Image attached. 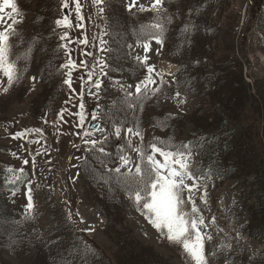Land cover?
I'll return each instance as SVG.
<instances>
[{
  "label": "rangeland",
  "instance_id": "1",
  "mask_svg": "<svg viewBox=\"0 0 264 264\" xmlns=\"http://www.w3.org/2000/svg\"><path fill=\"white\" fill-rule=\"evenodd\" d=\"M39 1H43L44 4L47 0H16L20 10L17 14H13L10 8L5 9V27L11 24V20L8 19L10 15L12 19H22V23L17 24L19 28L16 27L21 34L13 36L10 41L13 45L11 51L13 59L19 51L21 52L17 44H21L22 36H27L30 30L27 25L28 18L33 15ZM106 1L102 5L104 12L100 14L98 6L93 3V0H80L81 12L84 16V20L80 23H83L84 27L79 28L75 26L78 20L74 0H69L67 9L62 7V0H57V19L69 15L73 21L72 31L75 44H68V48L73 50L71 58L78 65L81 60L85 59L89 66L99 59H103L106 63L108 51H101V47L108 49L111 26L113 23L116 25L119 20H111V17L107 15ZM112 1H115L113 15L119 9L122 13L127 14L124 17L127 18L128 24L134 22V25L139 27L142 25L144 15L143 12H138L137 8L140 4L149 7L153 2V0H137L136 7L129 11L128 5L131 0ZM254 6L253 0H181L180 2L174 0L171 12L160 14L164 23L167 22L166 17L169 15L175 20V22L172 20V25H168V39L162 46L152 40L150 50L147 52L141 46L143 41H133L129 44L131 56L136 59L137 56L147 55L148 63L155 65L156 72L163 75L164 81L170 86H175L178 79L177 67L180 62V54L178 52L171 53L168 48L174 32L175 26L173 25L177 23L176 20L180 15L184 17L190 9L196 8L199 9L200 17L213 19L214 27L208 32L196 27L194 34L187 35L190 40L188 43L192 48L189 51L193 53L191 60L195 64L200 63L201 67L205 69L212 61L216 63L232 62V64L236 60L242 61L244 73L248 69L252 76L249 78L250 75H248L246 80L251 83L258 80L260 82L259 91L264 98V0L262 8L257 11L259 14L256 22L254 21L251 28L246 31L247 23L252 21L250 20L251 9ZM164 7L166 8L165 4ZM244 32L247 33V38L245 48H242L240 43L245 37ZM63 34L59 36L61 37ZM85 35L88 39L87 45L76 43L77 40H83ZM100 39L106 41L107 44L102 46ZM204 43L210 46L212 54L210 58L205 55ZM61 44L63 43L61 42ZM63 50L62 64L69 59L68 50ZM83 52H92L93 56L85 57L82 55ZM18 67L24 68L21 61H18ZM66 71L64 69V75ZM104 71L106 72L107 68ZM146 75L145 71L141 80ZM81 77H84V80H81ZM96 78H100L102 81L99 90L93 87V82L85 83L87 74L83 67L73 70L72 88L70 89L65 84L66 91L63 100L57 110L53 112L52 108L49 109L50 105L45 109L46 105L41 103L43 102L41 95L44 92V87L37 73L21 72L19 79L8 88L7 92L3 91L8 87L7 78L0 74V220L22 221L18 229L21 239L32 241V246L30 245L28 249L29 254L24 259L27 264H59V259L55 257L56 249L52 247V244L57 247L60 243L65 244V256L72 257L75 262L79 261L78 264H124L131 260V257L125 258L127 250L134 251L133 258L136 257V259H133L134 263L132 264H191V261L178 246L170 244L153 228L140 208L137 207L132 195L124 196L122 217H124L123 228L126 229L121 235L106 225L103 215L87 199L88 190L82 175V163L92 146L85 141L96 140L99 144L118 138L114 134L115 127L109 130L102 125L99 119L102 87L105 82H109L122 90L120 87L122 84L125 86L122 91L135 93V86L141 81L130 82L121 76L108 79L106 75H100L99 67L96 69L93 81ZM153 78L157 83L152 87H159L160 77L154 73ZM129 85L131 87H128ZM252 87L253 95H258L256 84L254 83ZM177 91L180 92V97L175 96ZM89 92L95 95H89ZM80 93H83V99H81ZM180 100L184 102L179 103ZM81 103L84 105L83 125L80 124L78 115L81 112ZM198 104L199 101L195 95L186 96L178 88H175L170 95L161 98L159 105L154 108L148 107L145 113L151 116L163 109L162 111L168 114L187 117ZM61 110H64L63 119H60L59 115ZM94 112L97 116L96 119H92ZM251 112L254 117H257L253 110ZM184 120L181 127L182 138L187 137L193 128L191 123ZM35 128L43 129V132L40 134L30 132L19 139L14 138V134L17 132ZM98 128L103 131H97ZM127 128H132L134 132L137 131L133 127L121 128V135L124 134L131 141V148L124 154L131 158V163L121 166V161L118 158L114 166L120 168L123 173H127L128 168L135 170V166L140 163L139 153L134 149L141 147L142 142L153 141L161 135L152 123L146 125L142 141L139 137L128 133ZM85 132L89 135L86 136ZM262 135L264 152V129ZM32 141L39 142L33 143ZM156 155L157 159H163L159 154ZM33 157H35L34 163ZM25 159L29 161L27 165L23 163ZM200 164L201 161L193 153L191 166L197 169ZM8 167L14 169L23 167L25 174L20 179H16L19 174L9 173ZM194 175L200 179L187 181V183L199 184V188L193 189L190 195L205 219L206 227L202 226L201 231L212 237L210 241H205L206 253L215 252V255L209 256V264H229L230 262L252 264L250 260L261 251L264 244L253 239L243 229L248 212L239 204L242 181L227 179L221 182L219 177L214 179L208 174L194 173ZM10 180H15V184L9 183ZM29 181L32 184V195L36 205L35 211L31 213L25 209ZM205 186L207 187L206 197L204 196ZM13 191L16 192L15 196L12 195ZM188 195L189 193L185 192V199ZM204 199H207V204L204 203ZM190 207L189 204L188 208L190 209ZM69 213H71L70 218ZM213 217H215V223L211 222ZM73 227L76 232L71 229ZM81 240L92 246L93 252L88 253L86 257L82 252ZM148 250L152 256L143 254ZM2 254L5 260L3 264L19 263L21 255L16 249H8ZM153 255L158 256L159 261Z\"/></svg>",
  "mask_w": 264,
  "mask_h": 264
},
{
  "label": "trees",
  "instance_id": "2",
  "mask_svg": "<svg viewBox=\"0 0 264 264\" xmlns=\"http://www.w3.org/2000/svg\"><path fill=\"white\" fill-rule=\"evenodd\" d=\"M178 1L181 0H176V2ZM42 2H38L33 15L28 18L27 25L30 30L27 36H22L23 43L20 42V45L18 43L17 47L21 49V52L18 49V55L23 54L35 40L30 60L26 62L21 59L19 61L23 63L24 67L27 64L25 73L35 72L39 75L44 87V92L41 95L43 102L41 103L46 105L45 109L50 105L49 109L52 108L54 112L62 102L66 91L64 69L59 67L62 65L64 57V50L60 45H62L61 42L75 44V37L72 29H69L68 39H60L59 35L65 33V29L55 23L58 17L57 0H47L44 4ZM114 2L107 0L105 3L106 13L111 17V20L119 19L116 25L113 23L111 26L109 50L106 55V64L108 65L106 78L121 76L130 82H138L144 76L146 69L138 65L136 59L131 56L128 46L133 41L142 42L137 39L136 31H134V29L139 30L140 27L135 26L134 22L128 24L127 18L124 17L127 14L122 13L119 9L113 15ZM253 2L255 6L251 9L250 20L252 21L247 23L246 31L251 28L254 21L256 22L259 14L257 11L263 5V0H253ZM173 3L174 0H165L167 12H171ZM143 15L142 25L154 22L156 17V14L150 11L143 12ZM189 20L194 21L196 27L205 32L214 27L213 19H204L195 12L190 16L188 11L184 17L180 15L176 20L177 23L173 25L175 27L172 40L168 45L171 53L178 52L180 54L176 85L170 86L165 81L164 84L159 85L161 88L159 93L155 96L149 95L141 100L139 96H135V93H133L135 99L126 98L124 91L105 82L101 92L102 105L99 119L102 125L109 130L119 126L123 129L133 127L144 132L146 125L152 123L160 131L161 135L157 137L160 141H167L176 146L187 145L191 142L192 152L201 161L197 169L192 167L193 173L208 174L214 179L219 177L221 182L227 179L242 181L239 204L248 212L243 229L253 239L264 244V152L262 146L264 98L259 91L260 82L255 80L258 95H253L252 85L254 83L246 80L248 75H250L249 78L252 76L247 68L244 73V64L239 60L233 64L232 62L216 63L212 61L207 69L201 67L200 63L195 64L191 60L193 53L189 51L192 50L188 43L189 36L180 31ZM173 22H163L166 28L164 41L168 39V25H172ZM244 33L245 37L240 43L242 48H245L247 38V33ZM204 49L206 57L210 58L212 56L210 46L204 43ZM194 75L196 77H193ZM190 81L191 84H189ZM175 88H178L186 96L195 95L197 97L199 104L189 116L169 115L162 111L163 109L151 116L145 113L148 107L154 108L159 105L161 98L170 95ZM129 103L137 107L129 108ZM250 109L257 117L253 116ZM184 119L191 123L193 128L187 137L182 138L181 127ZM157 138L153 141L142 142L141 147L149 153V145ZM128 141V138L122 134L117 139L101 142L96 145L95 149L92 147L89 150L82 163V175L88 190L87 199L103 215L106 225L114 232L118 231L119 235L126 229L123 228L124 217H122L124 196L131 194L124 179L127 173L120 171V174H117L114 171L116 169L114 166L120 155H124L131 148ZM101 146L105 149L104 153L98 151ZM158 146L161 145L158 144ZM205 170L206 172H204ZM92 189L94 191H91ZM21 223L22 221L14 219L0 220V264L5 262L2 253L12 248L21 255L18 264H27L24 259L29 254L28 249L30 245L32 246V241L21 239L20 232H18ZM71 229L75 231L74 227ZM82 243L83 240L80 244L83 246ZM52 247L56 249L55 257L59 259V264L79 263V261L72 260V257L65 256L64 243H60L57 247L52 244ZM90 247L92 249V246ZM143 254L152 256L149 250ZM133 255L134 251L127 250L125 258L131 257V260L124 264L134 263L133 259L136 257L133 258ZM153 256L159 261L158 256ZM250 261L252 264H264V247ZM229 264L235 263L230 262Z\"/></svg>",
  "mask_w": 264,
  "mask_h": 264
},
{
  "label": "snow or ice",
  "instance_id": "3",
  "mask_svg": "<svg viewBox=\"0 0 264 264\" xmlns=\"http://www.w3.org/2000/svg\"><path fill=\"white\" fill-rule=\"evenodd\" d=\"M105 0H93V3L98 6V11L100 14L104 12ZM75 3V12L77 14L78 23L76 27L83 28V23L80 21L84 20V16L81 12L82 5L80 0H74ZM165 0H153L149 7H145L144 4H140L137 8L138 12L151 11L156 14L155 20L152 23L141 25L139 30L134 29L137 34V39L143 41L142 47L145 52L150 50L151 41L155 40L159 45H163L164 36L166 33V28L164 23L161 20V13L167 12V8L164 7ZM137 0H131V3L128 5V10L131 11L133 7H136ZM62 7L67 9L69 8V0H62ZM10 8L13 14L19 13V8L16 3V0H0V74L3 77L7 78L8 87L4 88L3 91L7 92L20 77L21 72L27 71L26 66L21 69L18 67V61L24 59L26 62L30 60L31 54L35 47V40L33 41L32 46L28 49H25L23 54L17 55L15 59L12 58L11 51L13 45L11 44V39L15 35H19V32L16 29V25L22 23V19L16 18L12 19L10 15L8 19L11 20V24L5 25V9ZM195 12L199 14V9H190L189 15L191 16ZM173 17L171 15L166 17L168 23L172 22ZM56 25L63 27L65 33L60 37L61 40H66L69 37V29L73 28V21L69 18V15H64L62 18L55 21ZM196 30V24L194 21H187L181 28V32L186 36L189 34H194ZM23 43V41H20ZM77 43H82L87 45L88 39L85 35L83 40H77ZM190 42V40H189ZM100 44L105 46L106 41L100 39ZM61 48L67 49L69 54V59L62 65L60 69H66V79L64 83L68 87L72 88V73L73 70L78 67H83L87 74V82H93V87L97 90L101 87V79L96 78L93 81V77L96 75L97 67L100 68V75L105 76L107 73L104 71L108 65L99 59L96 62L92 63L90 66L87 60H81L78 65L74 59L71 58L72 49L68 48V44L60 45ZM128 47H131L130 45ZM106 47H101V51H108ZM82 55L85 57L93 56L92 52H83ZM149 57L144 55L143 57L137 56L136 61L139 66L146 69L147 75L143 80L138 82L135 86V96H139L141 100L147 98L149 95L155 96L161 91L160 87H152L157 81L153 78L155 73L160 77V84H164L163 75L156 72L155 65L148 63ZM198 63V62H197ZM111 70V69H110ZM171 75V73H169ZM35 80V77H33ZM81 80H84V77H81ZM121 89L124 90L125 86L120 85ZM128 87H131L129 85ZM75 91V89H72ZM89 95H95L94 93L89 92ZM180 92L175 93L176 97H180ZM81 99H83V93H80ZM135 96L131 92L125 90V97L135 99ZM183 100H180L179 103H183ZM129 108L137 107L136 105L129 103ZM81 112L78 113L80 117V124L83 125L85 116L83 115L84 105L80 104ZM63 111L60 112V119H63ZM171 115V114H169ZM96 113L92 114V119H96ZM47 123V121H45ZM163 123V122H162ZM97 131H103V129H96ZM30 132H35L40 134L43 132V129H25L22 132H17L14 134L15 139H19ZM127 132L135 135L143 140L142 130L133 131L132 128H127ZM114 134L116 137H120L121 128L115 127ZM85 135L89 133L85 132ZM33 143H38L39 141H32ZM85 143L90 144L93 149L96 148V140H86ZM128 145H131V141L127 142ZM190 143L185 145L181 144L176 146L174 144L168 143L167 141H160L159 138L155 142L149 145L151 152L148 153L143 147H137L134 150L139 153L140 163L135 166V170L128 168L126 176H124L125 182L129 186L130 194L132 195L136 205L140 208L142 214L146 216L149 223L156 229L162 238H165L170 244L178 246L183 254L191 261V264H209V256L215 255V252L206 253L205 250V241L211 240V235L201 231V227L205 226V219L202 214H200V209L196 206L195 201L192 199L190 193L193 189H198L199 184L193 183L189 184L187 181H197L200 179L195 176L191 166L192 159V150ZM161 145V146H158ZM175 150H172V149ZM99 153H104V147H99ZM159 154L163 159H157ZM15 155V153H13ZM121 161V166H127L131 163V158L127 155L121 154L119 157ZM35 162V157H33V163ZM25 165L29 163L27 159L23 161ZM87 164V161H85ZM7 171L9 173H18L16 179H20L21 176L25 174V169L23 167L19 169H14L8 167ZM117 174H120V168L114 169ZM9 183L15 184V180L8 181ZM185 192L189 193L187 199H185ZM12 195L15 196L16 192L13 191ZM204 196H207V187L204 189ZM27 204L25 209L27 212H34L36 209L35 202L32 195V184L31 181L27 185ZM204 203L207 204V199H204ZM191 205L190 209L188 205ZM69 218L71 213L68 214ZM212 223H215V217L212 218ZM83 255L86 257L88 253H92L93 250L86 242H83ZM67 259V258H65Z\"/></svg>",
  "mask_w": 264,
  "mask_h": 264
}]
</instances>
